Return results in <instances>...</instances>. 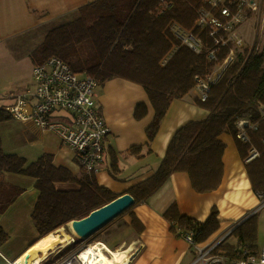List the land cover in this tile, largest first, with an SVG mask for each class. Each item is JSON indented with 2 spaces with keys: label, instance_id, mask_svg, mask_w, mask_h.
<instances>
[{
  "label": "trees",
  "instance_id": "1",
  "mask_svg": "<svg viewBox=\"0 0 264 264\" xmlns=\"http://www.w3.org/2000/svg\"><path fill=\"white\" fill-rule=\"evenodd\" d=\"M201 7L202 0H98L80 8L78 17L72 22L51 30L32 57L35 64L59 57L75 72L94 78L100 86L116 78L142 86L154 107L155 118L146 131L148 143L125 153L141 158L144 149H148V154L152 153L151 143L156 139L173 101L190 95L197 77L209 75L215 67L206 53L197 55L179 46L170 33L172 22L191 30L197 22L196 10ZM175 44L177 51L163 64ZM249 52L248 49L243 50L239 61L212 89L206 102L194 98L197 106L210 112L209 117L204 121H191L175 133L156 172L126 193L135 200L130 211L146 203L176 173L188 174L199 194L217 191L224 177L226 145L221 137L226 134L236 140L242 160L248 155L250 146L236 138L237 125L241 120L259 123V130L249 131V134L261 157L246 164V171L253 191L259 198H264V122L259 112L264 105V49L261 53ZM146 115L147 107L138 105L135 118L141 120ZM11 120L6 108L0 106V124ZM112 167L115 177L119 170L116 163ZM8 174L36 180L39 196L32 220L41 239L61 228H72L74 221L87 218L120 197L101 186L95 176L83 171L77 176L68 168L55 165L51 154H44L29 163L24 157L6 152L0 136V215L6 214L25 193L24 189L6 182ZM58 184H74L77 188L60 190ZM256 214L243 220L231 234L236 237V246L225 242L219 246L217 254L227 259L226 264L240 259L246 248L255 251L258 235ZM163 216L176 236L192 234L198 244L207 242L221 226L216 208L205 222L180 214L175 204ZM132 217L137 222L133 214ZM143 230L141 228L139 233ZM99 236L97 233L88 240L77 237L61 249L54 260L61 261L82 245L88 247L98 243ZM9 238L0 226V247ZM43 264H54V261L49 258Z\"/></svg>",
  "mask_w": 264,
  "mask_h": 264
},
{
  "label": "crops",
  "instance_id": "2",
  "mask_svg": "<svg viewBox=\"0 0 264 264\" xmlns=\"http://www.w3.org/2000/svg\"><path fill=\"white\" fill-rule=\"evenodd\" d=\"M96 1L98 0H0V50L8 46L25 48L32 43V48L38 47L51 30L72 22L80 8ZM97 95L98 107L110 134L105 141L108 151L106 168L96 178L101 186L109 188L119 196L126 194L130 188L156 172L166 156L173 136L181 127L191 121H204L210 115L209 111L194 103L193 91L184 99L173 101L156 139L151 143L152 153L148 154V149H144L143 157L139 158L125 153L133 147L148 143L146 131L155 118V110L146 91L136 83L116 78L99 87ZM140 104L147 107V115L137 120L135 110ZM19 123L9 121L0 124V136L6 152L13 149L6 142L3 127L16 125L13 128L17 135L23 136L28 142L34 141L32 146L42 147L43 154L53 155L55 165L66 167L77 176L81 174L74 151L71 150L74 158L64 152L65 146L52 139L56 135L47 134L48 132L33 124ZM23 125H31L35 129L32 137L27 130H23ZM221 140L226 145L223 157L224 177L217 191L199 194L193 188L188 174L176 173L146 203L138 205L122 217L99 242L108 247L111 245V250L129 251L125 264H193L196 260L193 247L183 237H178L171 231V224L163 216L175 204L180 214L200 222L207 221L214 208L218 210L220 229L202 244L204 246L220 240L238 222L257 213L258 235L255 251L264 249L262 200L252 189L236 140L226 134ZM114 163L119 170L115 177L112 174ZM73 164L76 169H73ZM5 180L8 184L25 190L7 213L0 215V226L10 236L8 242L0 247V264H11L42 240L38 237L32 220L39 193L35 188V179L8 174ZM25 188L29 190L27 193ZM57 188L66 191L77 186L58 184ZM132 214L137 222L133 221ZM141 228L144 230L139 233ZM72 241L58 246L59 250L52 252L41 264L49 258L57 264L58 260H54L56 254Z\"/></svg>",
  "mask_w": 264,
  "mask_h": 264
},
{
  "label": "built area",
  "instance_id": "3",
  "mask_svg": "<svg viewBox=\"0 0 264 264\" xmlns=\"http://www.w3.org/2000/svg\"><path fill=\"white\" fill-rule=\"evenodd\" d=\"M263 4L264 0H202V7L196 10L197 22L191 30L177 22L170 24L171 36L179 46L197 55L206 53L208 60L215 64L209 75L196 79L193 94L198 101L206 102L212 89L239 61L246 44L236 31L250 16L257 15ZM177 49L175 44L164 59L165 64ZM32 76L33 85L5 107L7 112L14 121L31 123L56 135L63 146L74 151L85 174L95 177L102 174L108 160L105 141L110 129L98 107V82L86 73L75 72L59 57L36 64ZM259 112L264 122V105ZM238 128L237 140L250 146L244 160L249 164L261 157L249 134V131L259 130V123L241 120ZM262 144L264 146V139ZM261 207H264V200ZM241 224L242 221L238 222L223 238L205 246L196 243L192 234L182 235L195 251L193 264H226L227 259L217 254V250ZM80 257L81 252L57 264H83ZM231 264H264V249L252 252L246 248L241 258Z\"/></svg>",
  "mask_w": 264,
  "mask_h": 264
},
{
  "label": "rangeland",
  "instance_id": "4",
  "mask_svg": "<svg viewBox=\"0 0 264 264\" xmlns=\"http://www.w3.org/2000/svg\"><path fill=\"white\" fill-rule=\"evenodd\" d=\"M77 17L78 15L76 16V18ZM236 32L246 44V49L252 50V52L256 51L258 53H261V51L264 49V4L260 12L257 15L250 16L245 23L241 24L238 27ZM32 47H33V43L27 45L25 48H14V46H8L4 48L2 51L0 50V106L1 107L9 106L17 95L25 93V91L31 85H33L32 74L36 64L33 60L32 54L37 49L36 48L37 46L35 48ZM163 64H165V61H163ZM13 126L16 125H7L3 127L4 134L7 137L6 142L9 143L13 149L12 151H9V153L17 154L21 157H24L27 159L29 163H33L37 161L40 157H42L44 155L43 148L33 147L32 143L34 141L28 142V140H26L23 136L21 135L18 136ZM23 126L24 127L21 126L23 130L25 131L27 130L26 132L29 134L30 137H32L31 134H33L35 129H33L31 125H23ZM52 139L56 143L59 144L61 143L59 138L55 136H53ZM63 149L64 152L71 154L74 158V154L70 148L65 146L63 147ZM72 167L73 169H76V166L74 164L72 165ZM25 189L27 193L29 190L27 188ZM261 200H264V198H261ZM128 213L129 212H127L125 215H128ZM125 215L121 216L119 219L114 221L108 227L101 230L99 232L100 234L99 239L102 238L104 234L108 232L110 228H112V226H115L118 222H120L121 218L124 217ZM71 229L72 228H70V226L67 228L64 227V230L67 233H69V235L73 240L72 242H74V240L77 238V235L73 233V230ZM69 231H71L72 233H70ZM225 243L228 245L236 246L237 245L236 237L232 235L226 238ZM85 247L87 246L82 245L79 248L74 249V251L71 252L67 257L71 258L72 256L78 255L80 252H82L85 249ZM109 247L112 246L110 245ZM104 254L109 255L105 252Z\"/></svg>",
  "mask_w": 264,
  "mask_h": 264
},
{
  "label": "bare ground",
  "instance_id": "5",
  "mask_svg": "<svg viewBox=\"0 0 264 264\" xmlns=\"http://www.w3.org/2000/svg\"><path fill=\"white\" fill-rule=\"evenodd\" d=\"M99 87L100 85H98ZM71 240L72 238L69 233L64 228H61L43 238L27 253L11 264H41L58 246H64V244ZM104 250H107L109 255H105ZM128 254L129 251L127 250H111L106 244L98 242L85 248L81 252L79 261L83 262V264H125L128 260Z\"/></svg>",
  "mask_w": 264,
  "mask_h": 264
},
{
  "label": "water",
  "instance_id": "6",
  "mask_svg": "<svg viewBox=\"0 0 264 264\" xmlns=\"http://www.w3.org/2000/svg\"><path fill=\"white\" fill-rule=\"evenodd\" d=\"M134 206V198L130 194H124L112 203L93 212L87 218L74 221L72 223L73 231L80 239L88 240L121 216L125 215Z\"/></svg>",
  "mask_w": 264,
  "mask_h": 264
}]
</instances>
